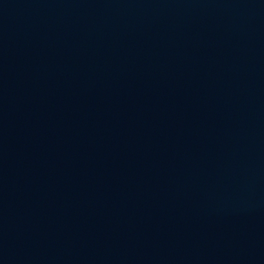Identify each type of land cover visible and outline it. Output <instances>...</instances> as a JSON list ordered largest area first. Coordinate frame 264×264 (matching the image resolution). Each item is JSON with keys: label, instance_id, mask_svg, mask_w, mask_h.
I'll return each mask as SVG.
<instances>
[{"label": "water", "instance_id": "water-1", "mask_svg": "<svg viewBox=\"0 0 264 264\" xmlns=\"http://www.w3.org/2000/svg\"><path fill=\"white\" fill-rule=\"evenodd\" d=\"M0 264H264V0H0Z\"/></svg>", "mask_w": 264, "mask_h": 264}]
</instances>
